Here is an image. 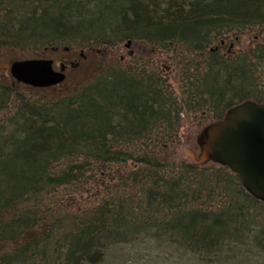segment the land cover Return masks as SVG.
Returning <instances> with one entry per match:
<instances>
[{
    "label": "trees",
    "instance_id": "1",
    "mask_svg": "<svg viewBox=\"0 0 264 264\" xmlns=\"http://www.w3.org/2000/svg\"><path fill=\"white\" fill-rule=\"evenodd\" d=\"M56 53L79 63L71 87L0 73V264H103L140 240L200 264L264 254V204L183 151L230 108L264 102V0H0V60Z\"/></svg>",
    "mask_w": 264,
    "mask_h": 264
},
{
    "label": "water",
    "instance_id": "2",
    "mask_svg": "<svg viewBox=\"0 0 264 264\" xmlns=\"http://www.w3.org/2000/svg\"><path fill=\"white\" fill-rule=\"evenodd\" d=\"M74 66L61 64L56 71L51 59L22 60L11 63L10 75L18 84L47 89L62 85L66 70ZM197 145L199 153L186 149L193 166L228 168L250 196L264 203V103L245 101L232 107L200 132Z\"/></svg>",
    "mask_w": 264,
    "mask_h": 264
},
{
    "label": "rangeland",
    "instance_id": "3",
    "mask_svg": "<svg viewBox=\"0 0 264 264\" xmlns=\"http://www.w3.org/2000/svg\"><path fill=\"white\" fill-rule=\"evenodd\" d=\"M252 35L253 38L256 36L255 33H253ZM249 42H251L249 36L247 35L242 36L240 44L233 43L234 53L239 52L241 48L247 46ZM227 48L225 51H228ZM131 52H132L131 49H123L118 52V55L121 57L123 65L130 64L131 61L130 55H132ZM47 58L54 60L56 68L63 62H71L70 61L71 56L67 53H56L47 56ZM156 62H158L157 66L160 70L161 76L163 77L162 78L163 81L166 82L168 86L170 85L176 86L177 85L176 78L178 77L177 75L179 70L173 69L169 62H163V60L161 61L157 60ZM10 64L11 63L6 60H0L1 75L6 74V77L8 78L10 77L9 75ZM81 74H82L81 71L74 72L70 70L68 73V79L63 87H67L70 86L72 83L73 84L76 83V80L79 79L78 77ZM6 81L10 83L8 79ZM63 87L61 88L57 87L56 91H60V89H62ZM195 122L198 124L200 121L197 120ZM195 122L189 120L185 124L181 125V127L179 128V132L182 137L185 136V134L189 132L191 129L197 128ZM205 126L203 125L201 126V128L203 129ZM198 130L199 131L193 132L192 138L190 140L191 143L190 144L185 143L183 145V151L187 148L192 150L194 149L197 150L195 148L194 143L197 135L200 133V129ZM234 250L235 251L240 250V252L238 253L236 252L233 254L229 253V256L233 257V260L225 264H264V254H259L254 256L255 250L252 249L249 250L244 246L235 248ZM103 264H200V263L197 260V258L195 259L190 255L185 256L183 255V253L176 252L172 249H167L165 247L163 248L157 247L149 243V241L140 240L139 242H136L134 244L121 245L110 250V252L107 253L106 259ZM214 264H221V263L216 262Z\"/></svg>",
    "mask_w": 264,
    "mask_h": 264
},
{
    "label": "flooded vegetation",
    "instance_id": "4",
    "mask_svg": "<svg viewBox=\"0 0 264 264\" xmlns=\"http://www.w3.org/2000/svg\"><path fill=\"white\" fill-rule=\"evenodd\" d=\"M225 45H226V43H222V46H225ZM233 49H234V45L230 44L229 47H228V51H227V53L225 55L231 54V53L233 54L234 53Z\"/></svg>",
    "mask_w": 264,
    "mask_h": 264
},
{
    "label": "bare ground",
    "instance_id": "5",
    "mask_svg": "<svg viewBox=\"0 0 264 264\" xmlns=\"http://www.w3.org/2000/svg\"><path fill=\"white\" fill-rule=\"evenodd\" d=\"M81 56L83 57V59L85 58V55H84V53H83V52L81 53Z\"/></svg>",
    "mask_w": 264,
    "mask_h": 264
}]
</instances>
